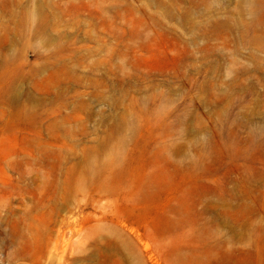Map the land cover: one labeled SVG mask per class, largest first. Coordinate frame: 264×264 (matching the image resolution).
Segmentation results:
<instances>
[{"label":"rangeland","instance_id":"obj_1","mask_svg":"<svg viewBox=\"0 0 264 264\" xmlns=\"http://www.w3.org/2000/svg\"><path fill=\"white\" fill-rule=\"evenodd\" d=\"M0 264H264V0H0Z\"/></svg>","mask_w":264,"mask_h":264}]
</instances>
